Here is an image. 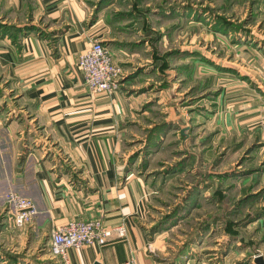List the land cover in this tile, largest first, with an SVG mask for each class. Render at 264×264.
Returning a JSON list of instances; mask_svg holds the SVG:
<instances>
[{"label":"crops","instance_id":"obj_1","mask_svg":"<svg viewBox=\"0 0 264 264\" xmlns=\"http://www.w3.org/2000/svg\"><path fill=\"white\" fill-rule=\"evenodd\" d=\"M119 1L0 0L3 23L36 26L16 42L0 33V264H126L131 258L138 264H257L258 256L264 264V251L248 247L235 260L232 249L214 253L215 259L173 253L167 244L171 228L152 233L146 225L153 189L130 167L125 145L144 95L127 69L119 91L94 93L79 66L93 39L129 63L119 59L107 36L109 12L129 11L117 8ZM247 27L251 31L238 33L231 44L239 65L228 66L238 72L220 73L228 86L215 116L222 130L256 128L264 140V33L255 24ZM9 190L33 199L39 209L24 228L14 225L5 200ZM93 218L125 224L128 236L71 248L68 261L49 252L56 228Z\"/></svg>","mask_w":264,"mask_h":264},{"label":"rangeland","instance_id":"obj_2","mask_svg":"<svg viewBox=\"0 0 264 264\" xmlns=\"http://www.w3.org/2000/svg\"><path fill=\"white\" fill-rule=\"evenodd\" d=\"M116 4L127 12H139L122 19L120 11L109 12L112 31L107 36L113 39L109 41L119 59L130 60L124 63L115 58L124 70L132 72L137 93L146 100L130 122L125 142L129 159L140 153L130 167L145 175L153 189L146 225L152 231L165 214L181 205L176 223L164 226H169L165 230L171 228L167 244L173 253L215 259L214 253L232 249L235 260L243 247L264 251V140L256 128L241 133L222 130L220 118L215 116L219 94L228 86L223 85L227 80L220 73H236L238 70L228 65L239 64L231 45L238 33L214 30L215 19L222 16L245 30H249L248 24H255L264 33L262 0H123ZM188 4L205 7L207 11L199 12L204 19L194 9L187 12L184 5ZM171 5L176 9H169ZM147 8L152 10L147 12ZM146 28L162 34L156 43L158 54L179 50L168 57L170 66L164 72L151 65L154 54L147 41L150 35L144 34ZM164 82L168 87L162 88ZM165 121L170 127L160 148L144 154L149 131ZM181 160L187 162L183 171H166ZM226 172L232 175L218 176ZM203 176L209 185H201L196 196L190 192L192 184ZM248 194L250 197L237 205ZM256 215L261 218L253 219Z\"/></svg>","mask_w":264,"mask_h":264},{"label":"built area","instance_id":"obj_3","mask_svg":"<svg viewBox=\"0 0 264 264\" xmlns=\"http://www.w3.org/2000/svg\"><path fill=\"white\" fill-rule=\"evenodd\" d=\"M262 2L264 4V0ZM79 66L92 92L113 94L120 90L125 74L124 67L116 61L111 48L103 40H92L91 45L80 55ZM260 76L264 88V72ZM5 200L17 228L29 225L39 213L35 201L16 190L6 192ZM127 236L128 229L125 224L108 226L102 218L71 220L53 231L49 252L68 261L71 248L105 245ZM126 264L138 263L131 258Z\"/></svg>","mask_w":264,"mask_h":264},{"label":"trees","instance_id":"obj_4","mask_svg":"<svg viewBox=\"0 0 264 264\" xmlns=\"http://www.w3.org/2000/svg\"><path fill=\"white\" fill-rule=\"evenodd\" d=\"M160 8H164L163 5L159 6ZM169 9L175 10L176 6L175 5H171L168 6ZM184 8L187 9V12H197L196 14H198L199 12H205V7H193L190 6V4L188 5H184ZM190 9V11H189ZM141 10V9H140ZM150 10H152L151 8H147L146 11L150 12ZM207 11V9H206ZM139 13L138 10H131L130 12L127 11H120L119 15L122 18H126L129 16H132L134 14ZM95 15L97 16V12H95ZM94 15V16H95ZM199 17L201 19H204V17L201 15L200 13L198 14ZM93 16V18H94ZM217 17V16H216ZM96 18V17H95ZM198 18V16H197ZM147 19V18H146ZM199 19V18H198ZM216 23L214 24V30L216 32H221L223 34H228V33H245L248 34L250 31L249 30H245V28H243V26H237L235 24H233L232 22H230L229 20H227V18H224L222 16H218L216 19ZM110 22V21H109ZM149 22H146V24L148 25ZM146 25V26H147ZM148 27V26H147ZM36 26L34 25H24V26H17L16 24H8V23H3L2 20L0 19V33L2 36H9L10 38H12L13 41H18L20 40L22 35L27 34L29 31L31 30H35ZM144 34L150 35L148 36V42H150V45L153 48V61H152V67L153 68H157L160 71H165L167 68H169L170 66V62L168 60V57L172 54L178 53L179 50L178 49H173L170 50L168 52H166L164 55L158 54L157 51V42L160 41L162 34L160 31H155L154 29L151 28V30H149V28H146V30L144 31ZM145 41V40H144ZM224 70V69H223ZM166 84H164L162 86V88L168 87V82H164ZM149 104H146V107ZM169 123L167 121L165 122H161L160 124L154 125V127L149 131L148 136L146 137L145 143H144V147L142 148V152L146 155H148L149 153L157 150L160 148V143L162 142V138L165 134V132H167V129L169 128ZM139 151H137L135 154H133L130 159H129V163L133 162L139 155ZM186 161L185 160H181L178 163H176L175 165L171 166L169 169H167L166 171L170 174H175L178 171H183L184 167L186 165ZM232 174L229 173H220L218 174L219 177H223V178H228V176H231ZM203 185L205 187V185H209L207 183H205V178L203 176V179H198L196 180L193 184H192V189L190 190V192H192V194H195L196 196L199 194V188L200 186ZM251 194L246 195L244 198H242L241 200L238 201L237 205L245 202V200H247L250 197ZM183 208V206L181 205H176L170 212H168L167 214H165L159 221L158 224H156L153 227L152 233L155 231H158L160 229L165 230L167 228H169V226L167 228L164 229L165 225H170L173 226L178 217L180 216V212L181 209ZM261 218V215H256L255 217H253V219H259ZM208 229V226H207ZM205 231V228H204ZM228 233H230V235L236 236V233H232L231 231L228 230Z\"/></svg>","mask_w":264,"mask_h":264},{"label":"water","instance_id":"obj_5","mask_svg":"<svg viewBox=\"0 0 264 264\" xmlns=\"http://www.w3.org/2000/svg\"><path fill=\"white\" fill-rule=\"evenodd\" d=\"M255 262H256L257 264H262V263H263V257H262V256H258V257H256Z\"/></svg>","mask_w":264,"mask_h":264}]
</instances>
